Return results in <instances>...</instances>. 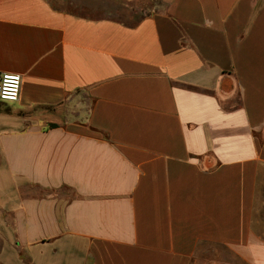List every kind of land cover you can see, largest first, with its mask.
Wrapping results in <instances>:
<instances>
[{
    "label": "crops",
    "instance_id": "0c3cea01",
    "mask_svg": "<svg viewBox=\"0 0 264 264\" xmlns=\"http://www.w3.org/2000/svg\"><path fill=\"white\" fill-rule=\"evenodd\" d=\"M129 13L0 0V264H264V0Z\"/></svg>",
    "mask_w": 264,
    "mask_h": 264
},
{
    "label": "rangeland",
    "instance_id": "374dc122",
    "mask_svg": "<svg viewBox=\"0 0 264 264\" xmlns=\"http://www.w3.org/2000/svg\"><path fill=\"white\" fill-rule=\"evenodd\" d=\"M51 3L59 8L64 9L66 11H70L72 13L78 14H88L92 16H110L115 19H119L122 21H135V18L130 16L129 10L137 9V4L141 2V0L136 1L133 4H123L119 3L118 0H49ZM7 105L12 103L4 102ZM78 108L80 105H76L75 103L69 104L65 106L64 112L60 113L59 119H73L76 115ZM42 109L37 110L36 112H41ZM55 120V119H54Z\"/></svg>",
    "mask_w": 264,
    "mask_h": 264
},
{
    "label": "built area",
    "instance_id": "2783aa9c",
    "mask_svg": "<svg viewBox=\"0 0 264 264\" xmlns=\"http://www.w3.org/2000/svg\"><path fill=\"white\" fill-rule=\"evenodd\" d=\"M23 79L16 74H3L0 76V101L18 102L22 93Z\"/></svg>",
    "mask_w": 264,
    "mask_h": 264
}]
</instances>
